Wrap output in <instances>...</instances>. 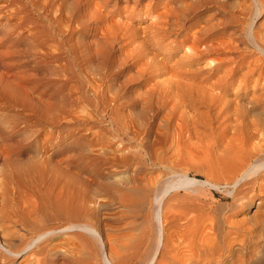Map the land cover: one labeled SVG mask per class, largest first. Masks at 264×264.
<instances>
[{
	"label": "rangeland",
	"instance_id": "rangeland-1",
	"mask_svg": "<svg viewBox=\"0 0 264 264\" xmlns=\"http://www.w3.org/2000/svg\"><path fill=\"white\" fill-rule=\"evenodd\" d=\"M5 1L7 0L1 2ZM8 1L9 8H14L13 10L21 3L26 7L22 9L23 13L13 15L14 19L5 23L4 28L10 29L22 17H26L27 21L22 22L21 27L12 30L9 35L3 32L5 30H0V105L3 107L0 110V159L9 156L22 163L38 162L44 166L46 174L62 173L81 179L86 178L85 169L97 166L100 171L108 172L109 181L117 185L135 177L147 182L151 188L160 189L170 173L169 168L206 179L207 165L200 154L202 144L198 140H188L179 111L173 112L171 105L166 108L155 97L151 99L140 94L148 82L138 72L141 67L138 64L137 51L133 45H124L123 40L103 38L105 28L102 29V24H99L90 11V5H94L89 3L90 0H35L39 6L37 8L26 0ZM105 1L107 9L119 7V24L138 26V29L153 21L152 16L159 14L164 5L174 6L176 12L170 18L174 34L169 39L173 45L198 28L206 35H216L218 39L226 34L236 35L235 37L240 39L244 36L240 23L224 22L234 12L231 9H235L243 0H142L144 5L139 14L137 10L131 9L135 0ZM150 1L157 6L151 11H146L145 5ZM224 3L230 5L231 9L221 10L217 7ZM124 5L127 6L126 10ZM141 14L148 16L142 19ZM263 19L264 14L256 19L262 28ZM4 21H7L6 18L2 19V22ZM76 22L79 25H76ZM18 35L21 38H17ZM68 37L72 39L71 43L77 40L73 43L74 46L75 43L81 42L75 46L76 56H68ZM243 50L248 57L252 54L247 43L243 44ZM170 51L168 46L161 49L162 55L166 54L167 66L175 60L167 57ZM68 58L71 59L69 62ZM65 65L69 69L65 70ZM102 65L105 82H102L97 74V69ZM214 65L215 63L211 62L205 68H213ZM235 65L233 61L228 62L226 70ZM163 70V77H169L170 71L167 68ZM86 72L88 73L85 74ZM92 76L96 82L92 81ZM217 78L218 75H215L212 81ZM232 80L234 79L230 81ZM93 84L100 85L101 93L95 92ZM229 85L221 86L223 90L214 91L209 106L213 110L218 109L224 117L219 120L222 124L227 122L222 126L233 132V128L238 124L246 132L252 128L253 119L264 121V102L256 101L258 94L264 93L263 78L256 81L251 77L244 85L234 80ZM115 87L122 95L119 101L111 99V90ZM67 90L69 92H66ZM139 99H142L141 102ZM254 132L256 135L251 142L260 148L264 157V131ZM176 151H179L178 154ZM117 156L125 158V162L112 166L104 164L106 160ZM263 184L262 181L255 187L252 200L244 205L249 207L243 206L244 208L231 205V198L222 190L199 184L192 187L196 190L192 193L201 201L200 206L189 213L195 214L194 233H198L201 239L213 237L215 234L216 240L208 241L203 248L199 237H195L192 243L194 251L190 254L192 256L187 252L184 255L185 264H264V199L261 200L258 195L259 192L264 195ZM103 198L101 197L100 201L106 205L99 204L97 207H100L104 219L101 223L102 234L106 251L109 253L116 240L125 239L127 232L134 231H129L128 227L118 220L117 211L122 208L113 202L108 204V198ZM151 210H146L145 207V211ZM166 210L164 215L169 219L173 211L169 209L168 212V208ZM175 212L178 213L177 210ZM194 216L191 215L192 218ZM179 241L181 247L185 248L186 240L180 238Z\"/></svg>",
	"mask_w": 264,
	"mask_h": 264
},
{
	"label": "bare ground",
	"instance_id": "bare-ground-1",
	"mask_svg": "<svg viewBox=\"0 0 264 264\" xmlns=\"http://www.w3.org/2000/svg\"><path fill=\"white\" fill-rule=\"evenodd\" d=\"M26 1L35 8L39 7L35 0ZM89 3L94 4L90 5V11L99 24H102V29L105 28L103 38L123 40L124 45H133L137 51L136 56L141 67L138 72L148 82L140 94L151 99L155 97L166 108L171 105L173 112L179 111L182 127L188 134V140H198L202 144L200 154L207 165L205 166L207 177L201 179L169 168L170 173L160 189L151 188L147 182L132 177L134 175L129 181L117 185L109 181L108 172L100 171L97 166L93 169L90 166L85 169L86 178L81 179L68 177L62 173L49 175L46 174L44 166L38 162L22 163L5 156L4 159H0V264H16L19 259L21 260L18 264H185L184 255L186 252L189 255L193 253L192 243L195 237L200 238L198 240L201 241L203 248L208 241L216 240L212 232L214 236L207 239H201L198 233H194L195 214L191 213L194 216L192 218L189 213L190 210L200 206L201 201L192 193L196 191L192 187L199 184L222 190L231 198V205L242 208L252 200L255 187L264 182V157L260 153L262 152L260 148L251 142L256 135L254 130L264 131V121L253 119L252 128L246 132L238 124H234L233 132H230L222 126L224 123L220 122V118H224L220 111L209 107L214 91L223 90L221 86H227L234 80L244 85L251 77H254L256 81L262 78L264 80V28L256 21L264 14V0H243L235 6V9H231V6L225 3L217 6L221 10L226 8L234 10L229 18L222 19L224 22L240 23L243 39L230 34L218 39L216 35H206L201 28H198L180 42H175L174 45L169 40L174 34V28L170 26L172 23L170 18L176 12L173 5V7L164 5L159 14L155 13L152 16L153 21L138 29V26H125L118 23V6L107 9L105 0H90ZM143 3L142 0H135L134 4H131L133 6L130 5L131 9L137 10L139 14ZM155 6L157 4L150 1L144 8L146 11H151ZM25 7L26 5L21 3L13 10L14 8H9L8 0L1 2L0 30H5L3 32L9 35L12 30L20 28L22 22L27 21L26 17H22L10 29H5L4 24L14 19L15 15L23 13L22 9ZM124 8L126 10L127 6L124 5ZM141 16L145 19L148 15L141 14ZM4 18L7 21L2 22ZM180 26L183 27L181 24ZM17 38L21 36L18 35ZM71 40L68 37L69 57L76 56L75 46L80 42L75 43L74 46L73 43L77 40L72 43ZM244 43H247L252 51L249 57L243 50ZM165 46L171 49L167 57L175 58L170 66H167L166 54L162 55L161 52ZM70 60L68 58V62ZM230 61L236 65L226 70V65ZM211 62L215 63L214 67L206 69L205 66ZM165 68L170 71V76L167 78L163 77ZM64 69L69 68L66 66ZM103 70L102 65L97 69V74L99 79L105 82ZM215 75H218V78L212 81ZM231 79L234 80L230 81ZM92 81L96 82L93 76ZM93 87L95 92L101 93L100 85L93 84ZM111 91L112 101L122 99L116 87ZM263 96L264 93H259L256 101L264 102ZM141 100L139 99L140 102ZM1 109L3 107L0 105ZM106 141L103 142L106 143ZM117 157L106 160L104 164L112 166L115 163L125 162V158ZM258 195L261 200L264 199V195L260 192ZM101 197H107L108 204L113 202L122 208L117 211L119 212L118 220L123 222L129 231H134V233L127 232L125 239L116 240L109 253L106 251L102 234L101 223L104 219L101 216L100 207H97L99 204L106 205L105 202L101 203ZM145 207L146 210L152 209L151 212L145 211ZM167 208L168 212L169 209L173 211L169 219L164 215ZM103 216L105 217V213ZM209 227L207 224V228ZM204 233L202 237L205 236ZM180 238L186 240L185 248L181 247ZM233 242L231 239V243Z\"/></svg>",
	"mask_w": 264,
	"mask_h": 264
}]
</instances>
